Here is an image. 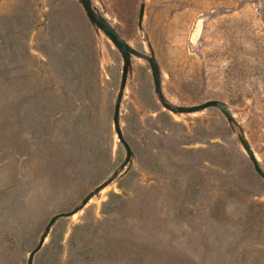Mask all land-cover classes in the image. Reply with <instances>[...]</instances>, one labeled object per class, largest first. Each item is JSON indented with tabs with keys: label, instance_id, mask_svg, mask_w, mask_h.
Instances as JSON below:
<instances>
[{
	"label": "rangeland",
	"instance_id": "rangeland-1",
	"mask_svg": "<svg viewBox=\"0 0 264 264\" xmlns=\"http://www.w3.org/2000/svg\"><path fill=\"white\" fill-rule=\"evenodd\" d=\"M0 0V264H264V0Z\"/></svg>",
	"mask_w": 264,
	"mask_h": 264
},
{
	"label": "water",
	"instance_id": "water-1",
	"mask_svg": "<svg viewBox=\"0 0 264 264\" xmlns=\"http://www.w3.org/2000/svg\"><path fill=\"white\" fill-rule=\"evenodd\" d=\"M80 3L82 4V7L84 9V12L90 21V23L99 29L107 38L113 43V45L118 49V51L121 53L122 58H123V66H122V75H121V80L122 84H124L127 80V74L129 70V64H130V57L131 56H137L140 58L145 59L151 68V76L153 80V86H154V92L160 101V103L166 107L167 109L173 111V112H193V111H198L202 110L206 107H216L221 110V112L226 116L227 120L236 123L233 115L229 111L227 105L221 101V100H216V99H210L205 102H202L200 104L196 105H190V106H177L171 104L163 95L162 90H161V75L159 71V66L154 58L153 54H148L146 52L140 51L133 46H131L128 41H126L119 33L118 31L111 25V23L105 19L91 4L90 0H79ZM120 97L121 95L119 94L117 97V100L114 105L113 109V115H112V121H113V128L114 132L121 142V144L124 146L125 149V159L123 163L120 165L119 168H117L114 173L109 176L106 180L101 182L98 186L95 187V189L92 192H89L81 201V203L76 206L73 210L69 212H58L51 216L47 224L45 225L44 231L40 235V238L36 244V246L29 252L28 254V260L27 264H32V259L34 254L42 247L43 242L45 240V237L52 226V224L55 222V220L59 217L62 216H68L72 215L73 213L77 212L79 209H81L88 201L89 199L98 191H100L103 187H105L107 184H109L111 181H113L114 178H116L120 172L131 160L132 156V150L129 145V143L126 141V139L123 136L120 123H119V109H120ZM241 142L243 145V148L245 149L247 155L249 156L253 168L255 172L264 179V171L261 169L259 166V163L255 157V154L253 150L251 149L249 143L241 138Z\"/></svg>",
	"mask_w": 264,
	"mask_h": 264
}]
</instances>
